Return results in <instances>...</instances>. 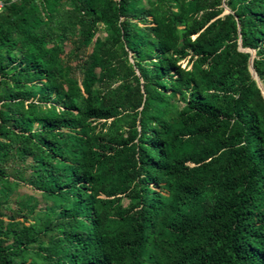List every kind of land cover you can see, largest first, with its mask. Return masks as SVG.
<instances>
[{"label":"trees","instance_id":"obj_1","mask_svg":"<svg viewBox=\"0 0 264 264\" xmlns=\"http://www.w3.org/2000/svg\"><path fill=\"white\" fill-rule=\"evenodd\" d=\"M263 89L264 0L4 5L0 264H264Z\"/></svg>","mask_w":264,"mask_h":264},{"label":"rangeland","instance_id":"obj_2","mask_svg":"<svg viewBox=\"0 0 264 264\" xmlns=\"http://www.w3.org/2000/svg\"><path fill=\"white\" fill-rule=\"evenodd\" d=\"M63 43L66 44L67 49H69L70 45L67 44L66 40L63 39ZM186 62H184L185 64ZM73 64H75V61L73 62ZM263 93H264V89H263ZM19 195H23L25 197H31L33 198V200L35 199L36 201H38L39 206H42V199H41V195L39 193V191L35 190L32 186L31 183H23L21 184L19 187H16L12 193V195L9 197L8 200V205L12 206V208L14 209V211H17V205L16 202L18 200V196ZM6 217V216H5Z\"/></svg>","mask_w":264,"mask_h":264},{"label":"built area","instance_id":"obj_3","mask_svg":"<svg viewBox=\"0 0 264 264\" xmlns=\"http://www.w3.org/2000/svg\"><path fill=\"white\" fill-rule=\"evenodd\" d=\"M19 0H0V9L4 7V5L9 4L11 2H15Z\"/></svg>","mask_w":264,"mask_h":264},{"label":"water","instance_id":"obj_4","mask_svg":"<svg viewBox=\"0 0 264 264\" xmlns=\"http://www.w3.org/2000/svg\"><path fill=\"white\" fill-rule=\"evenodd\" d=\"M251 65H252V61H251Z\"/></svg>","mask_w":264,"mask_h":264}]
</instances>
